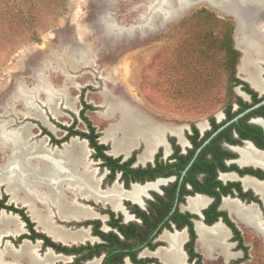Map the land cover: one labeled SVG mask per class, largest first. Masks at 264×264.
I'll return each mask as SVG.
<instances>
[{
    "label": "rangeland",
    "instance_id": "obj_1",
    "mask_svg": "<svg viewBox=\"0 0 264 264\" xmlns=\"http://www.w3.org/2000/svg\"><path fill=\"white\" fill-rule=\"evenodd\" d=\"M155 1L119 0L114 10V18L125 27L135 25L137 27L143 16L150 12L149 6ZM176 1L178 0H166L164 8L172 9L174 7L172 4ZM192 1L199 0L189 2ZM241 1L245 2V0ZM107 3L108 0H0V122H3V128L7 129L10 136L14 134V130L24 131L25 146L28 150L32 151L39 146L44 148L46 153H65L74 140L61 146H54L50 144V138L60 140L66 134L65 128L70 126L75 130L87 131L80 117L82 95L83 100L93 107L86 112V116L101 139L105 137L104 132L112 122L111 118L106 117L107 103H110V99L105 101L106 94L112 97L111 101L118 99L130 109H135L133 111L141 117L148 118L157 136L151 154L156 151L158 139H161L163 133L160 123L193 120L201 115L200 111L203 114L209 111L210 109L206 106L194 108L195 110L190 109L173 96V91L176 89L175 83L184 84L187 79L189 82L192 79H203L208 76L217 77L215 86L210 89L211 93L219 95L225 93L227 89V75L220 67L222 53L214 50L206 58L205 49L192 41L200 26V23L192 18L203 9L231 22L234 29L232 35L234 49L240 53L237 75L242 78L248 77L239 70L244 53L235 45V19L232 16L223 18L214 10V8L220 10L221 7L230 8L227 0L219 1V4L213 8L206 2L193 6L174 21L165 20L160 18L161 16L154 17L152 23L155 27L151 30L135 28L131 34L117 36L104 35L100 26L94 22L95 14H98V10L107 8ZM246 12L247 18L254 19L258 16L251 10L246 9ZM261 19L264 21V11L259 15V20ZM82 26L85 35L80 34ZM71 44L91 47L89 57L91 62L79 66L78 69L68 66L64 55L67 46ZM48 54H52L59 61L60 68L49 62L43 63ZM210 67L213 68L212 71L208 70ZM256 69L258 73L261 70L264 72V63H258L253 69L250 68V70ZM41 72L55 88L67 87V94L74 102V108H68L62 98L58 99L52 108L47 105L45 94H39L35 98L33 110H27L21 101L9 100L18 83L22 82L29 89L35 87L36 77ZM235 92L238 93L237 89ZM31 100L33 101V97ZM221 103L215 102L216 106L212 107L211 111H214ZM116 114L118 115L113 120L118 119L119 113ZM44 129L46 131H43ZM76 141L81 143L79 140ZM105 144L112 149L110 142L106 141ZM84 146L86 166L91 171L96 170V174L100 172L102 175L103 168L91 161L93 151L88 143ZM145 149L146 144L142 141L132 149L131 153L137 151L139 153L137 160H139ZM9 152L7 148L0 149L1 168L5 167ZM34 156L35 154L28 155L30 161L35 160ZM55 158L62 159L56 154ZM141 163L139 161L138 165ZM4 193L8 194L7 187L0 184V199L3 198ZM66 195H69L70 199L81 198L76 189H69ZM88 201L90 204L95 203ZM8 202L24 206L21 203H15L13 199L7 200ZM37 205L45 207L41 202H37ZM100 206L110 207L102 203ZM49 208L53 214L55 207ZM3 217L5 218L4 215ZM3 217L0 214V253L4 252L5 261L8 264H16L12 256L15 252L9 245L11 241L3 235L6 231L2 228ZM239 226L245 245L249 249V257L243 258V252L239 251L237 244L231 241L232 235L227 230L222 244L215 242L211 250L205 251L199 242L198 250L203 255L201 264H233L237 260L239 264H264V238L252 228L241 223ZM164 247L168 250L169 244L165 243ZM144 256L153 255L146 251ZM158 261L159 264H163L160 259ZM19 264H25V262L22 260Z\"/></svg>",
    "mask_w": 264,
    "mask_h": 264
},
{
    "label": "flooded vegetation",
    "instance_id": "obj_2",
    "mask_svg": "<svg viewBox=\"0 0 264 264\" xmlns=\"http://www.w3.org/2000/svg\"><path fill=\"white\" fill-rule=\"evenodd\" d=\"M256 61L257 59L254 61V66ZM238 77L246 82L251 90L242 85L235 87L233 89L235 97L231 104L226 103L217 106L214 111H211L212 108H210L204 114L200 111L199 114L201 115L193 120L160 123L159 126L162 127L163 133L161 139H158L156 151L153 154L151 152L146 154L145 161L141 165H138L140 160H137L139 154L137 153L132 169L141 168L143 171L135 175L130 174L127 179H124L123 171H116L111 178L112 171L107 167H103L102 159L95 158V150L91 148L90 141L85 139L89 148L93 151L91 161L100 165L99 167L104 170L103 174L100 175V172L96 174V170L91 171L88 168L96 183V187L92 192L94 195L100 194L103 196V194L113 191L117 197V205L114 207L108 201L95 200L93 194L84 197L79 190L73 187L72 189H76L81 197L72 198L74 204L80 209H86L89 212L88 216L76 215L70 220H63L59 215L57 206L48 203V208L50 206L55 207V212L51 213V222L57 230L70 236L81 231L86 235V238L79 240L78 243H66L55 239L42 229L40 230L38 223L29 214L30 209L28 210V206H17L9 202L7 204L24 208L30 220L34 223L35 233L44 234L53 243L64 247L96 246L105 244L108 239L115 241L116 236L122 241L130 238L129 242L132 244V248H130V253L128 252L125 255L124 264H141L139 261L148 259L155 260V262L149 264H159L158 259L161 261L162 259L158 256V253L171 250L168 236H181L182 240L178 249L183 257V262L184 264H195V262H190L186 249V245L190 240L189 228L191 225H193L197 235V252H199L198 246L201 242L198 230L201 228L210 231L220 227L226 233L229 230L232 235L231 241L234 242L233 232L223 221L222 212L228 214L243 239L244 236L239 223L256 230L264 238L263 233L251 225L248 220H241L234 212L235 207L245 210L252 209L264 224V199L262 195L264 192V88L254 87L252 82L248 80L249 77ZM259 82L264 84V72L262 70L259 72ZM236 89L238 93L235 92ZM190 109L195 110L192 107ZM85 127L88 130L87 126ZM66 135L67 131L61 139ZM99 141L102 144L106 143L101 138ZM64 143L54 144L52 138H50V144L54 146H61ZM112 151L113 148H109L107 154L113 158H122V163L129 160L134 153L133 151L129 156H125L123 153L115 155ZM61 154L56 155L61 156ZM77 175L72 170L67 174V176ZM59 176L61 175L58 171L55 178L58 179ZM60 178L65 180L64 176ZM79 181H81L80 178L76 179L75 183ZM256 185L261 189H258ZM136 187L142 189L141 194L133 199L125 196ZM115 188H118L119 193L114 190ZM7 193L9 194L8 190ZM8 194L5 195L8 197L10 195L13 199V196ZM121 195L123 197H120ZM67 196L69 197V195ZM86 199L95 203L90 204ZM37 202L41 201L39 199L34 201V203ZM101 203L110 207L104 208L105 206H100ZM217 203L216 210L212 211L213 205ZM4 210L0 209V211ZM109 211L114 216H111ZM7 213L13 212L7 211ZM216 213L222 216L213 223H207V220H213ZM13 214L17 215L19 221L22 222L23 229L20 234L4 235V237L11 241L9 245L15 253L9 254H12L16 264H19L22 260L25 264H30L29 256L21 254L24 245L32 246L39 259H43L49 254L51 260L44 264H74L78 259H84L90 253L89 250L66 253L55 249L52 245H46L44 239L34 238L35 234L28 229L26 223L18 214ZM12 220L16 221L15 219ZM97 221L101 223L99 230L107 234L108 239H104L96 233L95 225L97 226ZM2 225L4 231L6 230L5 227L14 225V222L9 223V220L3 219ZM132 237L138 241L134 245ZM143 240L144 243L142 244ZM92 241L95 242L91 243ZM147 241H150L151 245H156V247L151 249L147 245ZM165 243L169 244L168 250L164 247ZM234 243L237 244V242ZM143 245L145 247H141ZM237 249L242 251L244 256V251L238 248V244ZM36 251H40L39 254L41 255ZM146 251L153 256L145 257ZM0 254L4 255V252ZM107 256L108 252L105 250L100 255H93L90 259L87 257L88 259L82 261V264H104ZM133 257H135V260H133ZM3 259L4 263L8 264L5 257ZM162 263L164 264L163 261Z\"/></svg>",
    "mask_w": 264,
    "mask_h": 264
},
{
    "label": "bare ground",
    "instance_id": "obj_3",
    "mask_svg": "<svg viewBox=\"0 0 264 264\" xmlns=\"http://www.w3.org/2000/svg\"><path fill=\"white\" fill-rule=\"evenodd\" d=\"M219 1L222 0H199L198 2H206L214 7L219 4ZM227 1L230 6L228 9H231L230 12L237 16L236 46L244 53L240 71L241 73L243 72L248 75V80L252 82L254 87L263 89L264 84L259 82V73L257 69L255 71L250 70V68L253 69L254 61L256 59H261L264 61V47L255 43L253 36L251 35V31H246L249 26V24H247L249 21L243 19L242 16L240 17L236 7V3L238 4L239 1ZM188 3V0H178L172 4L174 5L172 9L167 10V8H164L166 0H156L149 6L150 12L143 16L135 28L151 30L155 27V25L152 23L154 17L158 18L161 16L160 18L167 20L185 8ZM108 7H110V4L107 5V8ZM94 22L101 24L100 29L104 35L131 34L135 30L134 28L127 29L126 27H118L114 20L111 19L106 12H101L99 16L95 14ZM98 24L97 26H99ZM81 29L82 31H80V34H83V32H85L84 27L82 26ZM66 50L67 51L64 57L67 60V65L70 64L73 69H78L79 66H82L83 64L86 65L91 62L89 59L91 55V47H85L84 45L80 47H74L70 45L67 46ZM254 57H256V59ZM44 59L45 60L43 63L48 61L50 64L55 65V67L60 68L59 61H57L52 54H48ZM35 84V87L29 89L22 82L18 83L12 94V97L9 100L12 102L21 101L27 110H33L35 109V98L39 94H45L46 103L52 108L54 107L57 100H60L61 98L65 100V105L68 108H74V102L70 100L67 94L66 86H64L62 89L55 88L52 82L47 79L43 72L37 75ZM31 97H33V101L31 100ZM111 98L112 97H108L106 94L105 101L107 102V100L110 99V103H107L108 111L106 113V117L111 118L112 122H110L106 128L104 132L105 137H102L101 140H104L105 142L109 141L112 144L113 154L120 155L123 153L125 156H129L132 149L136 147L139 142H145L146 150L144 154L139 157V160L144 162L146 154L150 153L154 149L153 147L157 140L154 127L147 120L148 118L145 119L134 112L133 110L135 109H130L128 106L122 104L118 99H113L111 101ZM55 112L56 111L54 109V113ZM116 113H119L118 119L113 120L116 115H118ZM6 130L3 128V122L1 121L0 149L7 148L10 150V152L7 155V163L5 167H0V184H3L7 187L9 194L13 196V200L16 203H21L29 207V214L33 220L38 223V227L50 236H53L55 239L62 240L66 243H78L79 240L85 239L86 235L82 231L76 232L74 235L70 236L69 234L57 230L51 222V212L48 208V203H53L55 206H57L59 215L63 220H70L76 215H82L83 217L88 216L89 212L86 209L78 208V206L74 204L73 200L66 195V192L73 187L79 190L82 196L87 197L90 194H93L92 191L96 187L93 176L88 171V166L85 164L84 154L86 151L84 144L74 140V142L67 148L65 153L61 154L62 159L56 160L55 154H59V152L46 153L44 148L39 146H36V148L32 149V151L28 150V147L25 146L26 134L24 131L14 130V134L10 136L9 132ZM30 154H35V160L30 161V157L28 158V155ZM71 170L78 175L67 176L68 172ZM58 171L61 176L56 179L55 177L57 176ZM63 176L65 180L60 178ZM79 178L82 182L79 181L75 183V180ZM256 187L261 189V187L257 185ZM114 190L119 193L118 188H115ZM141 193L142 189L136 187L131 193L125 194V196L133 199ZM122 195L124 196V194ZM122 195L120 197H123ZM262 195L264 199V192ZM93 198L95 200L108 201L114 207L117 205V197L113 191L103 194V196L100 194H93ZM10 199L12 200V197H10ZM37 199H39L45 205V207L39 208L40 206H38L37 203H34V201ZM234 212L241 220H248L251 225L256 227L261 233L264 234V224L260 221L252 209L245 210L235 207ZM5 218L8 217L5 216ZM14 219L17 222L9 219V223L14 222L16 228L22 230V222L19 221L17 216H15ZM222 229L220 227H216L210 231H206L203 228L198 230L201 237V246L205 249V251L214 248L213 244L215 242L222 244V241L225 238V232ZM167 239L171 244V250L169 252H159L158 256L162 259L164 264H184L183 257L178 249L179 243L182 240L181 236H168ZM21 254L29 256L30 264H44L51 260L49 254H47L43 259H39L36 256L35 249L30 245H24L22 247ZM3 258L4 255L0 254V264H5Z\"/></svg>",
    "mask_w": 264,
    "mask_h": 264
},
{
    "label": "trees",
    "instance_id": "obj_4",
    "mask_svg": "<svg viewBox=\"0 0 264 264\" xmlns=\"http://www.w3.org/2000/svg\"><path fill=\"white\" fill-rule=\"evenodd\" d=\"M192 19L200 23V26L197 28L198 32L195 34V36H193L194 38L192 41L198 43L205 49L206 58L214 50L220 51V53H222V61L220 67H222L223 72L227 75L228 86L225 90V93L214 95L213 93H211L212 90L210 89L215 86V83L217 82V77L215 78L214 76H208L203 79H192L189 82H187V79L185 80L184 84H181L180 82L175 83L174 86L176 87V89H174L173 91V96H175L174 98H177V100H179L182 105L184 104L185 106H189L190 108L192 107L196 109L202 108L204 106L210 109L216 106L215 102H222L221 105H224L226 103L231 104L233 98L235 97L233 93V89L235 87H237L238 85H242L247 89L251 90L250 86L246 82L242 81L237 75L240 53L234 49V40L232 36L234 29L232 27V24L229 20L218 18L215 14L206 9L198 11ZM207 68H209V66ZM208 70L212 71L213 68L210 67V69ZM81 104L82 110L80 112V117L87 126L88 130L86 132H82L79 130H75L74 127L70 126L68 128H65V131H67V135L63 139L55 140L54 138H52V142L54 144L60 145L61 143L69 141V139L72 137L88 139L90 141L91 148H93L96 152L95 158L102 159L103 167H107L112 171L113 174L111 178L114 176V173L116 171H123L124 179H127L130 174L135 175L137 173H141V171H143V169L141 168L132 169V164L136 161V155L138 152H134L132 157L123 163L122 158H113L112 156H109L107 154L109 147L105 144L100 143V135L96 133V128L86 116V112L92 110L93 107L83 100V95L81 96ZM43 131L46 130L44 129ZM7 200H9V197L7 195H4L3 198L0 199V209H5L7 211H11L13 213L18 214L21 219L26 223L28 229L35 234L34 238L44 239L46 245H52V247H54L55 249L66 253H76L82 250L90 251V253L86 257H84V259H78L74 264H82V261L88 259L87 257H89L90 259L93 255H100L105 250H107L108 256L104 261V264H124L123 259L125 255L128 252L130 253V248H132V244H130L129 242L130 238H127L126 241H122L116 236L115 241L109 240L107 234L99 230V226H101V223L98 221L96 222L97 226L95 225V230L96 233L101 235L104 239H108L106 240L105 244H99L96 246L86 245L81 246L80 248H68L53 243L48 237H46V235L41 233H35L34 223H32L24 208L16 207L13 204H7ZM217 206L218 203L214 204L211 210L215 211ZM109 213L111 212L109 211ZM221 214L224 216L223 221L228 225V227L231 228L233 232V241L237 242L238 248L244 251L243 258H248V249L245 246V242L240 231L238 230L236 225L231 221L226 212H222ZM221 214L216 213L215 216H213V220H207L206 222L213 223L214 221H217L218 218L222 216ZM111 216L114 215L111 213ZM189 229L190 240L186 245L189 260L190 262H195V264H201L203 257L199 252L196 251L197 235L194 231L193 225H191ZM132 239L134 241L133 245L138 242L136 239H134V237H132ZM141 243L143 244L144 240ZM147 245H149L151 249H154L156 247V245H151L150 241H147ZM141 247L145 246L143 245ZM133 260H135V257H133ZM153 262H155V260L152 259L139 261V263L141 264H149ZM239 263L240 262L237 260L233 264Z\"/></svg>",
    "mask_w": 264,
    "mask_h": 264
},
{
    "label": "water",
    "instance_id": "obj_5",
    "mask_svg": "<svg viewBox=\"0 0 264 264\" xmlns=\"http://www.w3.org/2000/svg\"><path fill=\"white\" fill-rule=\"evenodd\" d=\"M190 1V0H189ZM231 1V0H230ZM239 3L238 4H242V6H238V4L236 3V7H237V11L240 15V17L242 16L243 19H246L248 20L249 22L247 24H249L248 26V29L246 31H251V35L253 36V39L255 41V43L257 45H261L262 47H264V21L261 19L259 20V15L261 12L264 11V0H245V2L243 3L241 0H238ZM119 2V0H108V4H110V7H108L107 9L103 8L101 9L100 11L98 10V13L102 12V13H108L109 17L111 19L114 20L115 24L120 27V28H124L125 26L123 25H120L116 19L114 18V10L116 8V5L117 3ZM203 2H189V4L181 11V12H177L175 14V16L171 17V18H168L170 21H174V20H177L179 17H181L186 11L190 10L193 6H196V5H199ZM213 8V7H211ZM248 9V10H251L252 12H254L256 15H258L256 18L254 19H250V18H247V12L245 13V10ZM214 10H216L221 17L225 18L226 16H232L235 21H236V18L237 16L234 15V13L232 14L230 12L231 9H225L224 7H221L220 10H218L217 8H214ZM233 11V10H232ZM235 12V11H233ZM99 13V14H100ZM241 13V14H240ZM99 14H97L99 16ZM167 19V20H168ZM99 21V20H98ZM237 22V21H236ZM97 23V22H96ZM98 24V23H97ZM100 27H101V24H98ZM236 25V24H235ZM237 26V25H236ZM236 26H235V40H236ZM136 25L135 26H129V27H126L127 29H132L134 28L135 29ZM117 36V35H114V34H110V36ZM72 45V44H71ZM235 45H236V42H235ZM74 47H80L81 45H72ZM256 59V57H254ZM243 57L241 58V61H242ZM262 64L264 63L263 60L261 59H257L256 61V64ZM71 140H79L81 143H84V144H87V140L85 139H80L79 137H74L72 138ZM0 214L2 215H5L7 216L9 219H14L15 216L17 215H14L13 213H7V211H0ZM18 217V216H17ZM8 218H4L3 219H7L9 220ZM262 219V218H261ZM6 228V232L3 233V235H14V234H20L21 233V230H19L18 228H16V226L14 225H10V226H7L5 227Z\"/></svg>",
    "mask_w": 264,
    "mask_h": 264
}]
</instances>
